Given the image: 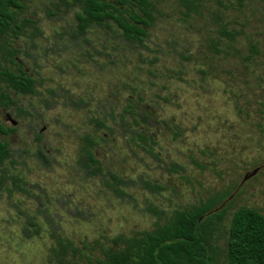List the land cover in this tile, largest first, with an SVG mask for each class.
Segmentation results:
<instances>
[{"label":"rangeland","instance_id":"obj_1","mask_svg":"<svg viewBox=\"0 0 264 264\" xmlns=\"http://www.w3.org/2000/svg\"><path fill=\"white\" fill-rule=\"evenodd\" d=\"M52 1L31 0L42 35L15 43L43 85L40 96L13 94L29 116L7 109L17 125L1 135L12 155L0 165V264H54L53 233L79 245L130 236L225 192L224 237L240 207L264 214V0H205L190 18L178 0H152L155 24L143 46L122 41L116 30L91 28L81 36L75 9L47 15ZM221 22L240 33L235 41L219 36ZM212 38L229 54H212ZM251 44L258 53L249 60ZM50 90L58 99L47 107ZM140 94L156 119L147 127L155 145L144 149L111 120L114 133L96 129L94 118L118 114ZM67 98L82 107H69ZM86 135L99 141L106 178L111 171L129 183L125 197L106 188L105 176L88 178L79 166Z\"/></svg>","mask_w":264,"mask_h":264},{"label":"trees","instance_id":"obj_2","mask_svg":"<svg viewBox=\"0 0 264 264\" xmlns=\"http://www.w3.org/2000/svg\"><path fill=\"white\" fill-rule=\"evenodd\" d=\"M223 5V0H214ZM31 0H0V107L16 109L20 116H29L15 100L13 94L36 95L43 85L37 82L19 59L22 49L15 46L21 38L32 41L42 35L39 22L30 15ZM183 8V15L190 18L202 13L205 0H178ZM76 10L78 33L86 35L91 28L105 31H118L122 41L143 46L149 37V30L155 24L152 0H55L47 7L49 17ZM220 20L221 17L217 16ZM219 36L235 41L238 31L229 29L221 22ZM230 48V47H229ZM212 54L228 55V50L221 48V41L212 38L208 43ZM258 53L254 44L250 46L251 59ZM28 54V53H27ZM51 100H46L47 107L55 104L58 96L50 90ZM144 97L140 94L135 99L129 98V104L118 114L114 110L104 112L92 120L96 129H107L114 133L109 120L119 124L127 131L131 139L140 142L145 149L149 143L156 144V138L147 127L156 122L154 115L143 105ZM69 107L79 109L82 101L67 98ZM177 128V127H176ZM16 129L7 127L0 120V165L12 155L7 140L1 135L14 134ZM40 140V135H37ZM104 138H102L103 140ZM78 164L86 177L105 176L106 188L118 197H125L124 187L129 183L115 172H108L106 178L102 161L97 157L98 139L86 135L82 139ZM152 152V147H149ZM43 153L41 150L40 154ZM2 180L0 179V183ZM150 190L161 189L156 184L144 181ZM21 190H23L20 187ZM229 196L228 192L217 194L197 205L178 209L164 223L157 222L154 229L139 231L130 236L118 235L94 242L83 241L80 245L73 239L53 233L54 244L50 248V262L54 264H264V214L247 206L235 211L226 237L222 230L229 206L221 204ZM161 217L162 212L153 210ZM34 232L40 234V227L35 220H30Z\"/></svg>","mask_w":264,"mask_h":264},{"label":"flooded vegetation","instance_id":"obj_3","mask_svg":"<svg viewBox=\"0 0 264 264\" xmlns=\"http://www.w3.org/2000/svg\"><path fill=\"white\" fill-rule=\"evenodd\" d=\"M2 108V107H1ZM0 113H2L3 114V121L4 122H9V121H11L12 122V116L9 114L8 116H7V109H5V108H2V110L0 109ZM5 117H7V118H9V121H5ZM12 125H13V128H15L16 127V125H17V122L15 121V123L14 122H12ZM42 133V131H40V133L39 134H41Z\"/></svg>","mask_w":264,"mask_h":264},{"label":"water","instance_id":"obj_4","mask_svg":"<svg viewBox=\"0 0 264 264\" xmlns=\"http://www.w3.org/2000/svg\"><path fill=\"white\" fill-rule=\"evenodd\" d=\"M8 115H9V114H7V116H8ZM5 121H9V118L5 117ZM12 122L15 123L14 120H12ZM258 171H259V169H256V170H254L252 173L246 175V176H245V180H247L248 178H250V177L256 175Z\"/></svg>","mask_w":264,"mask_h":264}]
</instances>
